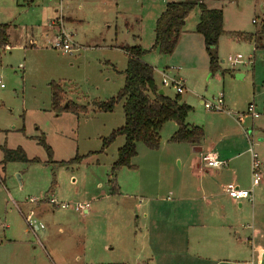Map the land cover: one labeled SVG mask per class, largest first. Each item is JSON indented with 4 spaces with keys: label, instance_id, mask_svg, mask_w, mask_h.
<instances>
[{
    "label": "rangeland",
    "instance_id": "obj_1",
    "mask_svg": "<svg viewBox=\"0 0 264 264\" xmlns=\"http://www.w3.org/2000/svg\"><path fill=\"white\" fill-rule=\"evenodd\" d=\"M167 1L171 0H0V26H7L9 36L8 49L0 47V147H19L28 160L39 161L0 163V264H133L136 254L139 264H194L191 257L184 260L180 254L186 252V226L194 221L195 212L188 209L187 202L179 203L190 200V193L179 195L177 190L182 185L195 190L199 183L191 177L188 164L190 156L202 157L200 153L188 154V144L169 142L174 123L163 126L157 150L138 143L132 168L118 170L113 181L111 167L124 139L117 137L103 151L102 140L123 125L122 104L112 113L88 107L87 113L79 115L56 114L50 107L52 83L60 84L64 102L79 106L115 97L124 84L125 49H151L153 23ZM206 4L208 9L222 11L225 31L214 74L209 71L201 40L193 47L191 59L177 44L172 63L178 67L169 59L174 52L169 57L150 53L144 61L155 70V81L167 97L177 95L170 80L184 81L179 97L192 104L188 124L208 129L201 144H218L217 151L231 147L236 154L243 152L244 144L249 149L253 142V151L264 165L256 147L264 146V115L254 121L245 119L242 124L246 132L252 131V142L247 141L244 130L240 132L241 126L236 130L233 124L239 114L246 113L248 104L253 103L257 112L264 109V35H257L252 42L230 35L258 34L264 25V0ZM59 16L73 20L62 22L76 44L72 54L51 48L58 28L51 22L57 23ZM198 17L195 8L184 28L195 29ZM126 25L141 39L135 41ZM48 29L54 32L46 37ZM228 57H238L246 64L230 68L225 62ZM236 71L245 74L244 81L237 80ZM247 92L250 98L245 97ZM220 94L223 112L206 110L200 104L201 99L214 103ZM253 95L259 99L253 101ZM219 132L227 136L221 137ZM42 137L52 151L51 159L38 144ZM76 157L80 161L70 163ZM2 159L0 150V162ZM247 159L249 156L237 160L240 169ZM240 179L246 184L251 180L249 174ZM263 181L254 190L255 207L264 198ZM113 183L116 194H112ZM51 199L67 205L66 209L50 204ZM86 204V214L74 210ZM30 210L34 214L26 223L24 217ZM260 226L253 227L264 234V223ZM250 232L246 234L251 239L246 258L204 264H249L253 259L250 248L257 241ZM262 260L263 256L253 259L254 264Z\"/></svg>",
    "mask_w": 264,
    "mask_h": 264
},
{
    "label": "trees",
    "instance_id": "obj_2",
    "mask_svg": "<svg viewBox=\"0 0 264 264\" xmlns=\"http://www.w3.org/2000/svg\"><path fill=\"white\" fill-rule=\"evenodd\" d=\"M207 1L225 0H175L166 4L164 11L155 22L154 43L149 50H143L140 46L127 47L126 68L123 72L124 84L115 97L105 102L94 101L90 105L79 106L72 101L63 100V91L60 84H50V107L56 114L70 113L79 115L87 113L91 107L100 113H112L115 106L121 103L124 123L112 131L102 140V151L107 149L117 137H123L124 144L118 149L116 160L111 167L110 176L115 181L116 172L121 168H132L131 160L136 157V145L141 143L148 150H157L159 147V134L163 126L172 122L177 126L176 132L170 137L169 142L178 144L199 145L204 137L203 130L198 127H188L186 118L192 108L181 103L179 95L168 98L159 95L160 88L155 81L154 69L144 61V57L150 53H158L169 57L174 52L188 14L197 8L199 10L198 22L194 32L203 39L204 51L208 58L209 71L214 74L219 67L218 42L225 34L223 14L218 9H207ZM7 26H0V47L7 49ZM231 36L239 40L252 42L257 35H264V25L252 34L232 33ZM38 144L43 147L49 159L52 151L47 146L44 137ZM3 154L2 165L8 163H38L36 159L28 160L21 148L8 150L0 147ZM80 161L78 157L70 163ZM63 164V163H62ZM112 194H116V184H112Z\"/></svg>",
    "mask_w": 264,
    "mask_h": 264
},
{
    "label": "crops",
    "instance_id": "obj_3",
    "mask_svg": "<svg viewBox=\"0 0 264 264\" xmlns=\"http://www.w3.org/2000/svg\"><path fill=\"white\" fill-rule=\"evenodd\" d=\"M172 1L175 0L167 1L165 3V6L167 3ZM204 4L205 6L207 5L206 2ZM158 17H156L155 22ZM63 20H66L68 22L73 21L72 18H65V19L63 18ZM155 22L153 23V27H152L153 31L155 28ZM126 26L130 30V33L129 32L128 33L132 36V38L135 41L141 39L140 37H138V35L132 33L131 30L133 29V27L129 25ZM53 32H54L53 29H48L44 33V36L49 37V35H53ZM7 38H9L8 35ZM200 40L203 43L202 37L199 34L195 33L194 29L189 30L183 28L177 48L179 49L182 46L185 49V52L189 54L191 59L193 57V47L197 44V41ZM219 43H220V39L218 42V49H219ZM177 48L174 51L173 55L169 58L171 63L173 56L178 50ZM172 64L175 65L176 67L179 66V64L175 62ZM235 73L237 80H242V81L245 80V74L242 71H236ZM231 79L228 81H232ZM179 81L182 82L185 88L184 81L183 80L182 81L179 80ZM225 86H227V82H225ZM257 91L258 92L261 91V88L258 87ZM163 95H165L164 91H163ZM246 96L250 98L252 95L250 96V92H247L245 97ZM252 99L254 101L256 99L258 100L259 98H257V95L256 96L253 95ZM203 102L204 101H202L201 99L200 104H203ZM181 103H184L188 106H192L189 99H184ZM223 106H224V101H223ZM246 113H247V108H246ZM246 113L239 114L236 118L235 123L233 122L236 130L238 126H241V130H240L241 133L242 130H244L242 124H244L245 119H250L251 121L257 120L250 118ZM190 114L186 118L187 126L197 127L195 125H191V123L188 124ZM227 114L230 115L231 113L227 112ZM250 125L252 126L254 125V123L250 122ZM202 128L204 129L203 133L207 135L208 133L207 127L203 125ZM172 130L174 134L177 130V126L175 124H173ZM246 130L247 129L244 130L245 132L243 131L245 133V137L248 142L250 141L252 142V140H250L252 131L246 132ZM209 135L211 138L214 136V134L212 135L209 134ZM219 136L226 137L227 135L219 132ZM204 137L202 141H204ZM249 144H250L249 149L251 146L252 148H254V144L256 145V143L253 144V142H252L253 145L251 143ZM217 146L218 144L209 143V142H206L204 144H201L200 142L199 145H195V146L188 144L189 147L188 148L189 150L187 151L188 154L191 155L192 153L195 154L197 153L196 148H200L201 149L200 155L202 159L200 158L197 159L190 156L191 158L188 164L191 177L195 178L199 183L198 186H196L195 190L194 188L192 190H189V188L185 187L184 185H182V187H180L177 190V193H179V195H184V194L187 195L188 193H190L189 196L190 200L184 201L182 199L179 201V203L187 202L186 204L190 206L188 209L192 212H195L194 221L191 220V224L188 223L189 225L186 226L187 248H186V252L183 255L180 254V258L184 257V260H186V257L187 259L191 257L194 264H204L205 262H213V260L222 261L230 258H233V260L235 259L238 260V258H243V257L246 258L249 255L248 245L249 242H251L250 237H248L246 234L250 230H251L250 235H252L251 238H253L254 236L253 238L254 240L255 236L257 237L256 238L257 241L255 242L253 241L254 245L253 247L250 248L249 251L250 256L253 259L262 258V256L264 257V234L259 229L255 230L253 226H257L258 228H260L261 227L260 225L264 223V198L260 200V205L255 207L253 205V202L250 203L247 200L240 201L239 203H234L229 198H227L226 194L224 193L225 185L229 183L235 184L237 187H239L242 190L251 189V180H249L250 182L246 184L240 179L243 178L245 175L248 176V174L250 179L249 149H246V145L244 144L243 152L235 154L233 153V149L229 150L231 147L228 148V150L223 149L222 151H217ZM256 147L260 148V153L264 158V146L263 145L260 146L258 144V146ZM136 152H137V145H136ZM242 156H249V159H247V162L243 164L242 168L240 169V164H237V160ZM208 159L217 162H224L226 166L219 168L208 167L206 164ZM263 164H264V159H263ZM263 174H264V165H262V177ZM261 181L263 180L261 179ZM263 186H264V181L262 187ZM255 188H253V199H255V194H254ZM33 214H34L33 211L30 210L28 212V216L24 217L26 223L29 222L30 217ZM29 228L32 230L31 224ZM139 257H137V254L135 255L136 260L134 261L133 264H139L138 263L140 260ZM150 259H155V258L150 256ZM253 259H251L249 264L250 263L254 264ZM262 262L264 263V260H262L261 263Z\"/></svg>",
    "mask_w": 264,
    "mask_h": 264
},
{
    "label": "built area",
    "instance_id": "obj_4",
    "mask_svg": "<svg viewBox=\"0 0 264 264\" xmlns=\"http://www.w3.org/2000/svg\"><path fill=\"white\" fill-rule=\"evenodd\" d=\"M57 19H58L57 23L51 22V24H54L55 27H58L56 29L57 31L55 33V37L53 41L51 42V48L61 53H64V54H72L76 50L75 49L76 44L73 41V35L70 33H67L64 30V27L62 25L63 16H59ZM253 23L255 24V21H253ZM225 62L228 63L230 68H233L237 65L245 64L238 57H228ZM19 68L23 69V66L20 64ZM162 77L165 78V75L162 74ZM162 84H166V81L163 80ZM169 85H172L177 95L182 94L185 89L182 82L180 81L172 80L169 82ZM0 87L2 88L3 86L0 85ZM203 106L206 110H209V111L223 112L224 111L223 96L220 94L214 103L203 102ZM247 113L252 119H258L262 115H264V109L262 112H257L255 105L251 103L247 106ZM249 152H250L251 189L242 190L233 183L227 184L224 188V193L234 203H239L240 201H243V200H247L248 202L252 203L253 202V188L257 187L260 184L261 179H262V164L258 156L256 155V153L253 151L252 146L250 147ZM206 164L208 167H214V168L226 166L224 162H217L211 159H208ZM31 202H33V200H31ZM49 202L50 204L59 206L62 209H66L67 207V205L57 203L55 199H51ZM74 210L77 211L78 213L86 214L87 211L89 210V205L87 204L84 206L78 205L74 208Z\"/></svg>",
    "mask_w": 264,
    "mask_h": 264
},
{
    "label": "water",
    "instance_id": "obj_5",
    "mask_svg": "<svg viewBox=\"0 0 264 264\" xmlns=\"http://www.w3.org/2000/svg\"><path fill=\"white\" fill-rule=\"evenodd\" d=\"M158 93H159V95H163V91L162 90H160ZM196 151H197V153H200L201 149L200 148H196ZM261 264H264V263L262 262Z\"/></svg>",
    "mask_w": 264,
    "mask_h": 264
}]
</instances>
